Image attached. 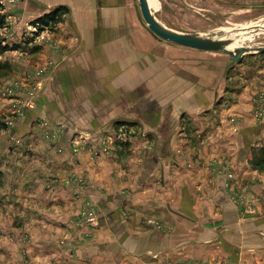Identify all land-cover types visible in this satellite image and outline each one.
Instances as JSON below:
<instances>
[{
    "label": "crops",
    "instance_id": "0c3cea01",
    "mask_svg": "<svg viewBox=\"0 0 264 264\" xmlns=\"http://www.w3.org/2000/svg\"><path fill=\"white\" fill-rule=\"evenodd\" d=\"M59 6L66 11L54 25L56 49L44 43L33 57L46 70L37 105L13 129L23 135L22 143L12 146L8 133L0 132V154L4 155L0 196L12 198L15 214L20 209L44 214L40 222L45 223L41 226L46 227V237L30 243L32 256L60 264H68L70 258L73 264H98V260L103 264H163L166 260L218 264L223 257L234 256L217 245L239 249L248 241L244 237L251 239L247 233L253 222L259 225L253 218L237 216L226 196L223 170L216 172L213 161L230 163L240 182L256 172L250 164L251 149L264 121L260 126L253 118L252 101L245 104L248 111H242L241 104L235 105L239 99L233 100L241 134L233 139L211 137L212 142L205 135L197 145L183 132L180 119L185 116L191 125L183 126L195 128L197 118L203 129L202 121L209 122L206 116L218 119L225 114L216 108L225 91L224 76L218 82L219 76L208 65L209 56L219 54L158 38L144 23L137 0H24L16 13L30 21ZM213 67L217 66L213 63ZM241 114L248 116V122H243ZM36 118L50 125L64 124L63 139L68 142L78 138L79 131L96 137L122 127L136 129L131 136L135 141L125 150L95 158L85 151L88 154L74 161L63 148L65 143L55 147L33 143L40 135ZM216 128V134L223 132L221 126ZM82 173L92 184L91 199L100 218L91 230L90 245L68 256L64 249L56 251L57 237L87 231L66 225L77 207L75 199L63 189L53 193L46 185L50 176L63 179ZM55 209L62 212L60 218L49 214ZM148 219L159 223L164 232L148 224ZM65 225L72 228L66 230ZM228 225L243 236L220 237V229ZM101 244L110 250H99Z\"/></svg>",
    "mask_w": 264,
    "mask_h": 264
},
{
    "label": "rangeland",
    "instance_id": "374dc122",
    "mask_svg": "<svg viewBox=\"0 0 264 264\" xmlns=\"http://www.w3.org/2000/svg\"><path fill=\"white\" fill-rule=\"evenodd\" d=\"M23 1L0 0L3 13L6 16L5 23L0 28V40L3 44L16 48L0 53V132L5 131L8 133V142L12 146L22 143L23 135L14 132L13 129L26 116L28 110H33L36 107L37 97L43 88V78H45L46 70L39 64H35L33 57L40 52L41 45L44 43L48 45L49 49L55 50L57 46V41L53 36L55 23L50 24L43 30H39L37 26L31 23L34 19L30 21L22 20L21 16L16 13L18 12L16 6ZM148 3L157 19L167 27L180 32L196 33L203 37L226 38L230 37L231 31L236 28H247L254 25L264 27V0H148ZM238 38L242 39L239 44L245 47L256 48L264 46V33L261 32L258 34L238 35L236 40ZM11 51H15V53L13 54ZM215 53L219 54L217 55L218 58L209 56L210 62L208 65L219 76L218 82H220V77L224 76L225 91L221 95L222 100L219 101L216 108L222 109L225 114L219 116L218 119H216L215 115L210 116L211 118L206 116L205 119L209 122L202 121V131L197 118L195 119V128L183 126L188 123L191 125L190 119L185 118V116L180 119V127L186 129H183V132L190 134L194 140L193 143L197 145L201 143L205 135L210 142L211 137L217 138L222 135L225 138L229 136L233 139L240 133L241 130L238 131L239 128L236 125L238 116L234 115L233 112V108H235L234 99H239L240 103L237 100L235 105L241 104L239 108L242 111L247 110V105L245 106V104H248V100H251L253 103V118L260 122V126L261 121H264V51L246 54L233 47L226 48L224 52L218 51ZM32 54L34 56L31 58ZM14 56L17 58L18 67L15 64L16 59ZM213 63L217 67H213ZM19 73L23 74L19 76ZM216 88L217 85L215 84L214 89ZM28 101H31L32 107L27 104ZM240 117L244 119L243 122H248V116L245 118L241 114ZM34 123L40 126V130H38L40 135L37 138H33V143H50L54 147L57 144L62 145V143H65L66 147L63 148L68 151L74 161L75 159L79 161L82 155L88 154L85 151L91 152L95 158L100 155H109L111 152L115 153V150L119 148L125 150L126 147H130V144L135 141L131 139V136L136 133L134 127L129 130L122 127L106 136L103 133H99L100 136L97 135L96 137L93 133L79 131V133H76L78 138L74 136L68 142L63 139L64 124L50 125L47 121L39 118H36ZM216 126H221L223 132L216 134ZM261 127H264V124ZM263 130L257 139L256 146L251 149L252 160L250 164L255 168L256 172L248 180L240 182L227 161L221 159L218 164L213 161L216 172L223 170L222 176L225 179L226 196L228 201L235 206L238 213L237 216L240 219L253 218L259 225L256 227L253 222L250 232L247 233L249 234L247 236H251V239L244 237V240L248 241L247 243L245 242L246 244H241L239 249H233L228 245L226 246V244L217 245L220 251L234 252V256H225L218 261V264H264V198L262 199L261 196V194H264ZM247 138L245 137V139ZM66 143H69V147H67L68 144ZM53 149L56 151L55 148ZM3 156L1 153L0 159L4 158ZM2 171L4 169L0 170V185L3 183ZM9 184L8 182L7 186ZM46 187L53 193L57 189H63L68 198L75 199L78 203L77 207L70 212V220H68L66 225L75 224L82 230L87 231H82L79 235L68 233L61 237L55 235L57 237L56 251L64 249L65 254L69 256L70 252L77 251L80 247L89 246L90 243L88 241L92 237L91 230L97 226L100 217L96 211L97 223L94 226H89L82 215L85 203L88 200L92 203V193L90 192L92 184L88 176L85 173L71 175L63 179L57 176H50ZM254 187L256 192L250 190V188ZM0 200L2 201V205H0V264H60L55 260L52 262L44 261L40 256L36 258L31 254V248L33 251L34 249L32 247L33 244L30 243L46 237L44 233L46 227L41 226L45 223L40 222L44 214L38 211L37 214L31 215L33 212L20 209L22 206L18 208L22 212L19 211L20 213L15 214L12 212V198L10 196H0ZM64 211L66 212L67 209H64ZM49 214L55 218H60L62 212H57L55 209L49 211ZM147 223L151 226L153 225V228L164 232L165 228H162L155 220L148 219ZM66 225V230L72 228V225L70 228H66ZM220 230H222L220 237L231 239L234 236H237V238L243 236L235 227L230 225ZM53 233L50 231L49 235L54 236ZM57 234H59L58 231ZM107 247V244H101L99 245V250L106 251ZM108 250H110L109 247ZM70 259L67 260L68 264H73ZM100 262L98 260V264H103V262ZM180 262L178 261L177 264H194L193 261H188V263ZM163 264L170 263L166 260Z\"/></svg>",
    "mask_w": 264,
    "mask_h": 264
},
{
    "label": "water",
    "instance_id": "95a60500",
    "mask_svg": "<svg viewBox=\"0 0 264 264\" xmlns=\"http://www.w3.org/2000/svg\"><path fill=\"white\" fill-rule=\"evenodd\" d=\"M137 1H138L140 15L144 23L155 36H157L162 40L174 43L176 45L189 47L200 51H210V52H218V51L224 52L232 42V40L229 39V37L216 39V38L203 37L196 33L180 32L177 30H173L157 19V17L154 15V12L149 6L148 0H137ZM251 28L255 29L254 32H258L259 29H261V32L264 33V27L258 25H254L253 27L251 26L247 28H239V29L236 28L233 30V33H237L245 29L250 30ZM235 48L236 50L246 54H253L256 52L264 51V46L251 48V47H245L240 44L237 45Z\"/></svg>",
    "mask_w": 264,
    "mask_h": 264
},
{
    "label": "trees",
    "instance_id": "16d2710c",
    "mask_svg": "<svg viewBox=\"0 0 264 264\" xmlns=\"http://www.w3.org/2000/svg\"><path fill=\"white\" fill-rule=\"evenodd\" d=\"M66 11V8L63 6H59L47 13H44L34 20L31 21V23L34 26H37L39 30H43L46 27H48L50 24L56 23L62 12ZM5 14L3 13V7L0 4V28L4 25L5 23ZM16 48L10 47L7 44H3L2 41L0 40V53L5 52L7 50H14Z\"/></svg>",
    "mask_w": 264,
    "mask_h": 264
},
{
    "label": "built area",
    "instance_id": "2783aa9c",
    "mask_svg": "<svg viewBox=\"0 0 264 264\" xmlns=\"http://www.w3.org/2000/svg\"><path fill=\"white\" fill-rule=\"evenodd\" d=\"M25 91V90H24ZM27 104L30 106V107H32V103H31V101L29 102H27ZM84 211H83V213H82V215H83V218H84V220H85V222H86V224H88L89 226H94V225H96V223H97V210H96V206H95V204L93 203V201H92V203H90V201L88 200L86 203H85V205H84Z\"/></svg>",
    "mask_w": 264,
    "mask_h": 264
},
{
    "label": "bare ground",
    "instance_id": "6f19581e",
    "mask_svg": "<svg viewBox=\"0 0 264 264\" xmlns=\"http://www.w3.org/2000/svg\"><path fill=\"white\" fill-rule=\"evenodd\" d=\"M150 6V5H149ZM254 30L255 29H250V30H248V29H245V30H241V31H239V32H237V33H233V31H231V36L229 37V39H231L232 40V42L230 43V45L228 46V48H233V47H236L237 45H240L239 43H240V41L242 40L241 38L239 39H237L236 40V37L238 36V35H248V34H258V33H260L261 32V29H259V31L258 32H254ZM262 33V32H261ZM244 40V39H243Z\"/></svg>",
    "mask_w": 264,
    "mask_h": 264
}]
</instances>
